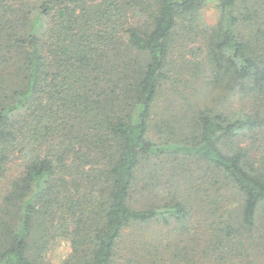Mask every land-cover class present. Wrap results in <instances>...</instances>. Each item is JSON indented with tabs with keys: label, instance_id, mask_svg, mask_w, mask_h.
Instances as JSON below:
<instances>
[{
	"label": "trees",
	"instance_id": "trees-1",
	"mask_svg": "<svg viewBox=\"0 0 264 264\" xmlns=\"http://www.w3.org/2000/svg\"><path fill=\"white\" fill-rule=\"evenodd\" d=\"M262 207L264 0H0V264H249Z\"/></svg>",
	"mask_w": 264,
	"mask_h": 264
},
{
	"label": "rangeland",
	"instance_id": "rangeland-1",
	"mask_svg": "<svg viewBox=\"0 0 264 264\" xmlns=\"http://www.w3.org/2000/svg\"><path fill=\"white\" fill-rule=\"evenodd\" d=\"M203 14H204L205 19L209 23L215 22L216 16H217V11H216V8L214 7L213 4H210L207 7H205ZM171 97H172V99L175 98V96H171ZM177 100H180V98H177ZM172 105H173L172 102H168L165 98H162L160 100V105L158 106L159 113H161L162 115H165V114L171 115L172 111L174 110ZM183 158L188 159L189 163L191 164L190 165L191 170L192 169L194 171L197 170L198 172H196V173H199L201 171V166H203L202 165L203 163L202 162L199 163L198 159H196L194 157L190 158L187 156H183ZM21 165L22 164L19 161H14L11 165V168L9 170L7 178L15 176L18 172H20ZM171 166H172L171 164H164L162 166L164 169L163 174L171 176L172 175V170H171L172 167ZM167 185L168 184L165 182V177H163L162 183L160 184V188L161 187H167ZM198 187H213V186L212 185H209V186H199L198 185ZM203 191L204 192L206 191L205 188L203 189ZM198 203H199V201H198ZM198 215H199V218L202 217L201 218L202 223L199 226V233L201 234L202 231L206 233L207 224L210 223V221H211L208 218L211 216V213L207 212V211H203L202 214L200 213ZM196 220H198V218H196L195 221ZM257 224H258L257 233L262 234L264 236V207L260 208V210H259ZM177 240L180 243L181 247H184V246L186 247L185 251H187V257H192V259H193L194 258L193 256H196L194 263L200 264L199 263L200 252L197 253L194 250V248H196V247L202 248L203 245L205 244V242L200 244V245H197L196 244L197 234H194V233L189 232V231L185 234H181L180 238ZM167 243H168V241H167ZM71 252H72V246H71L70 239L66 238V237H59L53 243L52 249L47 254L46 259L50 264H63V262L69 257ZM248 253H249L248 257L245 259L246 262H248L249 264H264V251H260V252L254 251V252H248ZM240 254L245 255L244 252L240 253ZM242 259H243V256H242Z\"/></svg>",
	"mask_w": 264,
	"mask_h": 264
}]
</instances>
